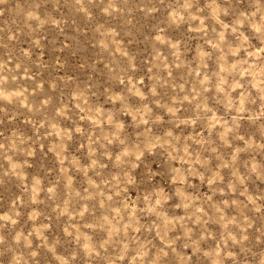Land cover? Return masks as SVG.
<instances>
[{"label":"rangeland","instance_id":"rangeland-1","mask_svg":"<svg viewBox=\"0 0 264 264\" xmlns=\"http://www.w3.org/2000/svg\"><path fill=\"white\" fill-rule=\"evenodd\" d=\"M255 8L0 0V264L264 261Z\"/></svg>","mask_w":264,"mask_h":264},{"label":"clouds","instance_id":"clouds-1","mask_svg":"<svg viewBox=\"0 0 264 264\" xmlns=\"http://www.w3.org/2000/svg\"><path fill=\"white\" fill-rule=\"evenodd\" d=\"M256 3V8L254 11L250 12L247 16H245L243 13L241 14V19H238L236 21L237 24H241L244 22H248L252 25V27L255 29V31L257 33H264V0H255ZM187 7V5H186ZM233 31H236V29L234 28ZM223 38V36H221V39ZM245 39H247L245 37ZM169 111H172V109H169ZM111 119V118H110ZM118 128H120V125H117ZM155 146V145H153ZM142 154L140 152H137V158L139 157V155ZM132 155L131 151L126 150L125 152H122L119 156L116 157L117 161H120L122 159V157H128ZM93 163H95V161H93ZM135 165L133 164V167ZM157 203H159V201H157ZM3 237L0 236V242L3 241ZM17 240L20 239L19 235H17L16 237ZM33 255H35V253H33ZM13 264H19V261L15 260L13 261ZM26 264V262H25ZM116 264H118V261L116 262ZM140 264H145L144 261H140ZM261 264H264V261H261Z\"/></svg>","mask_w":264,"mask_h":264}]
</instances>
